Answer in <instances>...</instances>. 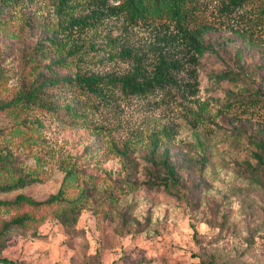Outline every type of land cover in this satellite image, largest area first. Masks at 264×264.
<instances>
[{
    "label": "rangeland",
    "instance_id": "obj_1",
    "mask_svg": "<svg viewBox=\"0 0 264 264\" xmlns=\"http://www.w3.org/2000/svg\"><path fill=\"white\" fill-rule=\"evenodd\" d=\"M59 1H14L0 12V100H11L23 82L48 73L50 60L32 65L30 57L48 29L67 17L59 13ZM88 1L74 0L68 12L82 13ZM228 3L200 0L190 27L201 29L214 51L180 75L191 91L90 96L70 120L37 107L0 111V153L11 151L23 174L34 179L24 188L0 191V198L24 193L46 199L61 188L70 166L83 177L69 197L87 193L76 224L65 227L55 210H46L36 223L14 225L1 236L0 255L19 264H264V171L250 169L258 149L249 138L264 139V0H249L233 12L224 10ZM162 21L128 26L123 18H107L82 34L81 52L53 69L60 75L126 73L131 62L115 55L121 45L148 54L152 64L165 46L164 35L172 37L166 52L182 44L183 35ZM239 67L250 77H212ZM51 91L62 106L76 102L66 89ZM164 127L174 129L163 145L172 160L192 162L182 172L180 191L144 184L152 136ZM124 147L130 165L117 152ZM8 174L0 171V183L11 179ZM126 180L140 185L132 188ZM16 214L0 208V221Z\"/></svg>",
    "mask_w": 264,
    "mask_h": 264
},
{
    "label": "trees",
    "instance_id": "obj_2",
    "mask_svg": "<svg viewBox=\"0 0 264 264\" xmlns=\"http://www.w3.org/2000/svg\"><path fill=\"white\" fill-rule=\"evenodd\" d=\"M14 1L21 0H0V12L3 11L6 4L9 5ZM73 1H59V13L67 17L60 19L56 27L48 29L44 38L38 41L34 47L35 56L30 57L32 65L39 64L37 61L39 58L50 60L48 73L39 72L33 81L23 82L11 100H0V111L11 107H37L59 120H62L63 117L70 120L80 113L81 108L78 106L83 102V98L90 96L105 98L116 90L124 95L142 97L152 95L157 90L170 91L172 88L191 91L192 84L180 75L190 67L195 69L194 67L199 64L200 57L206 52L214 51L213 44L204 40L202 30L190 27L197 19L200 0H114V3H110V0H90L86 3L87 7H83V12L79 14L68 12L69 8H74ZM248 1L229 0L224 10L233 12ZM112 17L123 18L128 26H136L140 22L152 19H163L162 25L165 24L167 27L174 25V28L183 35L181 48L176 51L168 49L166 52L165 46L169 45L172 37L164 35L161 41L165 42V46H160L155 62L150 64L148 54L140 52L133 46L121 45L115 55L124 61L131 62V69L123 74L77 71L74 75H60L53 69L54 65L66 64L71 56L81 52L85 46L80 39L82 34L93 29L96 30L102 25L103 20ZM107 38L113 42L117 40V37L112 38L110 34ZM236 56L241 58L239 52H236ZM212 77L222 81L250 76L243 72V67H239L238 69L223 70L213 74ZM65 89L72 94L76 102H67L62 106L59 103V96L51 90L62 92ZM195 92L196 89L192 91L193 94ZM62 109H65L64 115H62ZM173 135L172 127H164L160 133L152 136L147 158L150 167L147 169L148 178L144 181L150 190L164 189L173 192L180 191L184 186L185 180H183L182 172L188 169L192 162L185 165L183 162L172 160L170 148L163 147V145L166 141L172 140ZM249 138L258 149L255 154L257 163L251 165L250 169L257 173L264 171V139L257 134H252ZM117 152L126 159V164L132 163L128 147L117 148ZM1 170H6V173L11 176L10 180L0 183L1 192L24 188L34 181L33 178L23 174L18 160L12 156L11 151L0 153ZM82 177L80 170L70 166L66 168L61 188L46 199L38 200L24 193H19L12 199L0 198V208L17 213L9 221H0V237L14 225L27 226L36 223L38 215L49 209L55 210L57 218L63 226L71 227L76 224L81 216L84 205L82 201L87 197V193L85 189H82L79 196L70 198L68 192L77 181L82 180ZM126 181L132 188H137L140 185L135 181ZM120 185L122 186V183ZM0 262L19 264L2 255H0ZM207 264L213 263L208 262Z\"/></svg>",
    "mask_w": 264,
    "mask_h": 264
}]
</instances>
